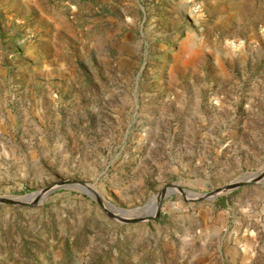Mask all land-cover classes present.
<instances>
[{"label":"rangeland","instance_id":"rangeland-1","mask_svg":"<svg viewBox=\"0 0 264 264\" xmlns=\"http://www.w3.org/2000/svg\"><path fill=\"white\" fill-rule=\"evenodd\" d=\"M263 169L264 0H0V264H264V181L110 215Z\"/></svg>","mask_w":264,"mask_h":264},{"label":"water","instance_id":"water-1","mask_svg":"<svg viewBox=\"0 0 264 264\" xmlns=\"http://www.w3.org/2000/svg\"><path fill=\"white\" fill-rule=\"evenodd\" d=\"M264 181V169L258 173L251 174V175H245L239 178H236L225 185L207 193L203 194H193L190 193L189 197H186V189L183 188L181 185L176 184L174 182H169L167 183L153 198H151L145 205L144 207L148 206L150 203L154 207L156 205V209L160 206L164 200L170 194V189L175 188L178 191L181 192V194L185 197L186 200H193V201H204V200H212L215 199L218 196H221L223 194L232 192L240 187L243 186H250V185H258L261 182ZM57 185H73L82 188L84 191L88 192L91 195H94L96 199L100 202V204L103 205L102 203V198L100 197V194L95 190L93 184H89L88 182L82 181V180H77V179H63L60 180ZM55 186H48L45 187L39 191H36L34 193L22 195V196H13V197H3L0 196V203H4L7 205H18V206H32L34 204H37L38 201L42 200L51 190L54 189ZM111 204V203H110ZM113 205V204H111ZM114 206V205H113ZM142 206V207H143ZM115 207V206H114ZM140 208V207H138ZM137 209V208H135ZM135 209L128 210V209H123L119 208L117 213L118 214H110L113 216L115 219L123 222V223H141V222H146L149 220H154L156 219L159 214H160V208L159 210H152L151 213L147 215H142V216H134L131 215V212L134 211Z\"/></svg>","mask_w":264,"mask_h":264},{"label":"crops","instance_id":"crops-1","mask_svg":"<svg viewBox=\"0 0 264 264\" xmlns=\"http://www.w3.org/2000/svg\"><path fill=\"white\" fill-rule=\"evenodd\" d=\"M243 206L244 205L242 204V207ZM244 215H246L248 218L258 219V216H260V213L258 211L256 212L255 209L247 207V208H245ZM262 216H263L262 218L264 220V211L262 212ZM249 231L250 232H248L247 235H248L249 239L253 241V245L246 246L249 248V250L246 249L245 251H247L249 256L252 255L254 257V256L258 255V253L261 249L258 248V246L256 245V242H258V236H257L255 229L254 230L249 229ZM254 245H256V246H254ZM262 250H264V248Z\"/></svg>","mask_w":264,"mask_h":264},{"label":"bare ground","instance_id":"bare-ground-1","mask_svg":"<svg viewBox=\"0 0 264 264\" xmlns=\"http://www.w3.org/2000/svg\"><path fill=\"white\" fill-rule=\"evenodd\" d=\"M176 191H177V189H175V188H171V189H170V192H176ZM107 205H108L109 207H113V205H111L110 203H107ZM114 208H115V207H114ZM153 208H154V210H159L160 206L156 209V205L153 207L152 204L150 203V204H149L148 206H146V207L143 206V207H140V208L135 209L134 211L131 212V215H134V216L147 215V214H149V213L152 212ZM141 209H143L144 212H142V213H135V212H139V211H141Z\"/></svg>","mask_w":264,"mask_h":264}]
</instances>
